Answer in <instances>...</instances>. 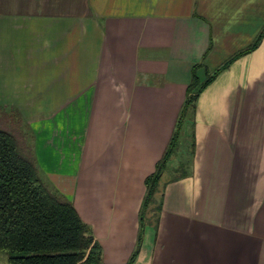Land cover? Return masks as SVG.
Instances as JSON below:
<instances>
[{"label":"crops","instance_id":"obj_1","mask_svg":"<svg viewBox=\"0 0 264 264\" xmlns=\"http://www.w3.org/2000/svg\"><path fill=\"white\" fill-rule=\"evenodd\" d=\"M263 26L264 0H0V106L101 246L78 264L127 263L194 65L204 79ZM193 120V155L166 177L168 161L133 264H264V36Z\"/></svg>","mask_w":264,"mask_h":264},{"label":"trees","instance_id":"obj_2","mask_svg":"<svg viewBox=\"0 0 264 264\" xmlns=\"http://www.w3.org/2000/svg\"><path fill=\"white\" fill-rule=\"evenodd\" d=\"M263 36L264 26L250 46L215 71L206 69L202 80L197 70L203 63L194 65L176 128L155 171L146 178L138 243L126 264L134 263L145 227L153 225L158 229L163 201L162 194L159 195L160 180L178 147L190 108L195 110L203 90L234 60L254 50ZM18 117L14 108L0 106V251L8 253L9 264L101 262L102 249L91 227L73 203L43 178L33 148L19 128Z\"/></svg>","mask_w":264,"mask_h":264},{"label":"rangeland","instance_id":"obj_3","mask_svg":"<svg viewBox=\"0 0 264 264\" xmlns=\"http://www.w3.org/2000/svg\"><path fill=\"white\" fill-rule=\"evenodd\" d=\"M192 106V105H191ZM196 109V108H195ZM194 112L195 110L193 109V107L190 108L185 121H184V125H183V130L181 131L180 134V140H179V144L178 147L173 155V157L171 158L167 171H166V177H169L171 175L175 174V167L177 165V161L182 160V165L179 167V171L184 169V165H186V160H183V158L189 157L193 155V119H194ZM20 117V118H19ZM19 128L20 130L23 132V135L25 136L27 142L29 143L30 146L31 145V135H30V131L27 128V126L25 125V123L23 122V117L20 116L19 114ZM0 264H9L8 262V253L5 251H0Z\"/></svg>","mask_w":264,"mask_h":264}]
</instances>
